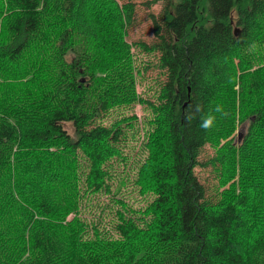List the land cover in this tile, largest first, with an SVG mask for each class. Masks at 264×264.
Segmentation results:
<instances>
[{
    "label": "trees",
    "instance_id": "trees-1",
    "mask_svg": "<svg viewBox=\"0 0 264 264\" xmlns=\"http://www.w3.org/2000/svg\"><path fill=\"white\" fill-rule=\"evenodd\" d=\"M120 1L0 0V264H264V0H160L151 43L127 41ZM132 47L163 76L140 99L133 182L152 198L116 200L113 236L80 208L127 160L136 116L100 120L137 100ZM197 105L223 108L207 131L184 119ZM199 165L227 187L208 192Z\"/></svg>",
    "mask_w": 264,
    "mask_h": 264
},
{
    "label": "rangeland",
    "instance_id": "rangeland-1",
    "mask_svg": "<svg viewBox=\"0 0 264 264\" xmlns=\"http://www.w3.org/2000/svg\"><path fill=\"white\" fill-rule=\"evenodd\" d=\"M132 1L134 2L135 12L128 28L126 39L129 43H151L155 39L151 15L157 16L161 10L162 2L160 0ZM131 53L135 66L140 68L139 73L137 72L135 75L137 77L135 88L137 100L130 104L114 106L100 122L109 126L120 120V118L135 115L137 118V124L135 125L138 129L136 131V126L126 128L127 136L125 145L122 148L127 160L124 162V160L116 158L110 162L112 167L111 176L108 179L109 190H101L84 197L80 208V216L84 220L89 223H96L100 229L108 231L113 236H116L113 229V225L117 222L115 210L120 207L116 200L122 199L129 207L138 209L144 207L152 198L151 194H140L138 187L133 182L136 177L137 167L146 154V151L139 144L142 132L146 127L144 120L146 117L151 116V110L140 99L155 101L158 84L163 76L156 65L157 54L145 52L137 47H132ZM145 66H148L146 70ZM244 131L245 124L239 125L227 139L234 136L232 140L236 142L241 138ZM226 140H222L221 143ZM213 151V148L206 144L200 154V160L203 162L211 157L214 154ZM194 171L200 181L207 187L208 192L214 193L227 187V185L219 186L216 172L211 165H199L195 167Z\"/></svg>",
    "mask_w": 264,
    "mask_h": 264
},
{
    "label": "clouds",
    "instance_id": "clouds-1",
    "mask_svg": "<svg viewBox=\"0 0 264 264\" xmlns=\"http://www.w3.org/2000/svg\"><path fill=\"white\" fill-rule=\"evenodd\" d=\"M223 108L221 105H216L214 108H211L207 112H202L200 105H197L195 110H190L185 113L184 119L191 123L193 120L197 119V115L199 114V127L207 131L214 126V122L216 120V115L214 113H222Z\"/></svg>",
    "mask_w": 264,
    "mask_h": 264
}]
</instances>
